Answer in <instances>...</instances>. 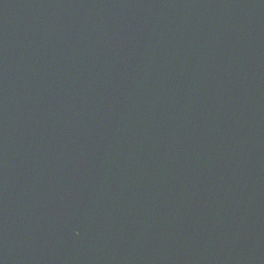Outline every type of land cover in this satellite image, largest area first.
Returning <instances> with one entry per match:
<instances>
[{"label":"water","instance_id":"obj_1","mask_svg":"<svg viewBox=\"0 0 264 264\" xmlns=\"http://www.w3.org/2000/svg\"><path fill=\"white\" fill-rule=\"evenodd\" d=\"M0 264H264V0H0Z\"/></svg>","mask_w":264,"mask_h":264}]
</instances>
